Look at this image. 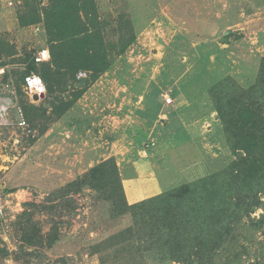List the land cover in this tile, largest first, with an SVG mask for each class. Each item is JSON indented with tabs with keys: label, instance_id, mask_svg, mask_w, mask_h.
I'll use <instances>...</instances> for the list:
<instances>
[{
	"label": "rangeland",
	"instance_id": "374dc122",
	"mask_svg": "<svg viewBox=\"0 0 264 264\" xmlns=\"http://www.w3.org/2000/svg\"><path fill=\"white\" fill-rule=\"evenodd\" d=\"M93 1L108 47L135 40L111 51L96 80L77 81L91 74L80 70L33 101L16 82L29 69L28 53L51 48L44 23L30 22L44 6L14 0L0 13V106L8 107L0 120V246L8 254L0 264H181L162 259L165 250L142 229L150 216L135 217L117 195L113 202L91 187L63 189L108 159L127 205L172 192L194 231L233 228L210 264H264V192L249 183L262 204L234 215L238 156L217 111L218 100L233 98L258 99L264 111V0ZM24 104L47 112L32 119ZM201 181L193 196L177 194ZM25 211L45 237L58 231L51 247L21 249L17 220Z\"/></svg>",
	"mask_w": 264,
	"mask_h": 264
},
{
	"label": "trees",
	"instance_id": "16d2710c",
	"mask_svg": "<svg viewBox=\"0 0 264 264\" xmlns=\"http://www.w3.org/2000/svg\"><path fill=\"white\" fill-rule=\"evenodd\" d=\"M92 7H94L92 11L95 12L93 0H50L48 5L43 7L44 15L42 17L38 15L39 20L33 18L30 21L44 23L48 42L51 45L49 48L51 59L40 63L42 67L38 68L37 65L40 64L35 62L33 53H28L27 58L31 64L26 75L32 71L40 74L46 83L47 94L54 88H60L62 84H66L67 81L64 80L66 76L76 80L80 70L90 72L91 78H80L77 81L85 84L96 80L109 66L111 51L119 48V52H124L135 40V35H132L126 41H121L120 47L115 44L108 47L100 29L99 18L91 16ZM227 40V38L224 39V41ZM261 76L264 77V75ZM24 77L25 75L18 77L16 82L18 87L21 86L20 80L24 81ZM81 93L79 92L78 96ZM257 101L254 100L253 104H240L237 98L230 101H217L218 114L232 142L231 146L238 156L231 166L234 181L232 185H236L234 189L237 191L235 199L229 197L232 200L231 204H234L235 200L234 215L250 216L262 204L261 199L257 195L254 196L255 189L249 184L257 181V184L262 185L264 182V111L261 110L262 107ZM68 106L70 105L66 104L63 110ZM24 109L25 116H30L32 119L40 116L42 112H47L35 105L24 104ZM31 111H34L32 115ZM120 181L118 165L115 160L108 159L91 168L85 176L72 181L63 189L80 191L84 187H91L105 193L113 202H117L115 200L117 195L120 206L133 211L135 217L141 216V219H145L147 215L150 216L142 229L143 231L148 229L146 232L149 231V237L156 239L154 246L165 250L162 255L164 260L171 259L181 264H210L214 253L223 246V242L233 231L230 225L223 229L222 227L218 229V226L214 225L212 228L209 227L206 233H204L206 227L199 228V232L194 231L192 226L189 227L186 219L183 223L181 212L173 205L172 192L129 206L124 198ZM201 183L203 181L185 185L176 190L177 194L181 198L193 196L195 187ZM261 185L257 193L264 192L262 187L264 185ZM239 210L242 213H238ZM211 218L216 223L214 218L217 216L212 215ZM258 222L264 225V214ZM17 223L20 226V238L23 242L22 250H25V247H34L38 250L40 247H51L59 238L58 231H51L52 233L45 237L33 220V214L28 211L19 216ZM132 230L133 228H128L124 233ZM7 252V249L0 246V255L5 256Z\"/></svg>",
	"mask_w": 264,
	"mask_h": 264
},
{
	"label": "built area",
	"instance_id": "2783aa9c",
	"mask_svg": "<svg viewBox=\"0 0 264 264\" xmlns=\"http://www.w3.org/2000/svg\"><path fill=\"white\" fill-rule=\"evenodd\" d=\"M49 1L50 0H39L40 4L43 6L47 5L49 3ZM6 3H8L9 6H14V0H0V13L3 12V10L5 8L4 5ZM33 58L37 64H40L43 62H48L51 59V54H50L49 48L44 47L42 49H39L36 53L33 54ZM23 87H24V90L29 95V97L32 101H33L34 95L40 96V95H46L47 94V86H46V83H45L43 77L34 71L25 75L24 81H23ZM166 99L169 102L172 101V98L168 94L166 95ZM0 101H2L1 98H0ZM2 106H0V120H1V118L6 117V114L8 111V107H6V106L4 107V104H2ZM1 199H0V216H1L0 217V222H1L0 227H3V224H4L3 219L5 217V215H4L5 205L2 203Z\"/></svg>",
	"mask_w": 264,
	"mask_h": 264
},
{
	"label": "water",
	"instance_id": "95a60500",
	"mask_svg": "<svg viewBox=\"0 0 264 264\" xmlns=\"http://www.w3.org/2000/svg\"><path fill=\"white\" fill-rule=\"evenodd\" d=\"M46 95H34L33 96V99H35V100H40V99H43L44 97H45Z\"/></svg>",
	"mask_w": 264,
	"mask_h": 264
}]
</instances>
